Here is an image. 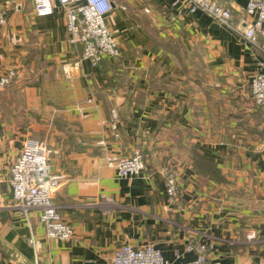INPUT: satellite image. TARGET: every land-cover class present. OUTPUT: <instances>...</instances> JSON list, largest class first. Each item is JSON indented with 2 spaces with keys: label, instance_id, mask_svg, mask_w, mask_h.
<instances>
[{
  "label": "crops",
  "instance_id": "1",
  "mask_svg": "<svg viewBox=\"0 0 264 264\" xmlns=\"http://www.w3.org/2000/svg\"><path fill=\"white\" fill-rule=\"evenodd\" d=\"M112 1L121 54L96 69L69 42L59 3L42 14L35 0H0V74L18 71L0 91V264H110L125 243L154 244L169 264L192 261L191 243L209 247L206 264H264V109L250 92L264 72V25L252 44L203 11L189 16L183 0ZM221 2L237 24L254 20L248 0ZM39 140L65 176L53 201L74 228L67 241L46 236L39 212L13 208L11 163ZM136 148L143 174L121 177L106 163ZM166 165L180 185L176 203Z\"/></svg>",
  "mask_w": 264,
  "mask_h": 264
},
{
  "label": "built area",
  "instance_id": "2",
  "mask_svg": "<svg viewBox=\"0 0 264 264\" xmlns=\"http://www.w3.org/2000/svg\"><path fill=\"white\" fill-rule=\"evenodd\" d=\"M39 13L52 11L53 3H59L65 11L69 42L82 46L83 59L91 67L96 68L106 57H118L121 54L119 40L113 33L107 21L108 14L113 9L112 0H35ZM183 5L189 16L197 11H203L220 25L230 27L250 43L257 44L258 33L264 25V0H248L244 11L248 16H254L252 22L245 26L235 22L231 7L221 0H183ZM149 12L148 8L144 9ZM8 22V9L0 7V24ZM18 76L15 68H10L0 74V91L7 88ZM250 92L252 98L261 109H264V72H258L251 77ZM93 98L87 99L91 103ZM80 111L83 106L76 104ZM1 123V117H0ZM111 129L115 137H119V117L112 110ZM264 149V144H263ZM51 149L45 141H29L19 155L12 161L10 167V185L12 188L13 208L16 213L28 217L32 211L39 212V219L44 225L46 236L61 241L70 240L74 236V228L64 219L60 205L53 201V195L64 182L65 176L55 173L51 166ZM146 155L142 148H136L132 154L121 156L108 153L105 156L108 166L116 170L121 177H136L143 174L147 168ZM166 184V193L171 203H176L181 196L177 175L171 166L166 165L160 171ZM107 203L113 198L103 196ZM251 233L247 237L255 238ZM190 251H196V257L185 264H206L209 247L203 243H191ZM2 257L0 254V261ZM38 264H43L42 262ZM110 264H169L161 250L154 244L133 246L130 243L120 245L114 252Z\"/></svg>",
  "mask_w": 264,
  "mask_h": 264
},
{
  "label": "trees",
  "instance_id": "3",
  "mask_svg": "<svg viewBox=\"0 0 264 264\" xmlns=\"http://www.w3.org/2000/svg\"><path fill=\"white\" fill-rule=\"evenodd\" d=\"M99 68V66L98 67H96V69H98Z\"/></svg>",
  "mask_w": 264,
  "mask_h": 264
},
{
  "label": "rangeland",
  "instance_id": "4",
  "mask_svg": "<svg viewBox=\"0 0 264 264\" xmlns=\"http://www.w3.org/2000/svg\"><path fill=\"white\" fill-rule=\"evenodd\" d=\"M40 141V140H39ZM52 151V150H51Z\"/></svg>",
  "mask_w": 264,
  "mask_h": 264
}]
</instances>
